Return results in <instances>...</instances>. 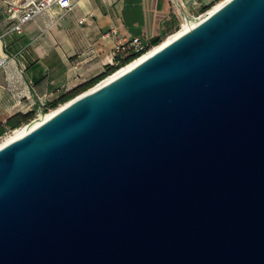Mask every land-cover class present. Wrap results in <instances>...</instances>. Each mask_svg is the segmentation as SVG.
I'll return each instance as SVG.
<instances>
[{
  "label": "water",
  "instance_id": "1",
  "mask_svg": "<svg viewBox=\"0 0 264 264\" xmlns=\"http://www.w3.org/2000/svg\"><path fill=\"white\" fill-rule=\"evenodd\" d=\"M187 19L0 147V264H264V0Z\"/></svg>",
  "mask_w": 264,
  "mask_h": 264
},
{
  "label": "crops",
  "instance_id": "2",
  "mask_svg": "<svg viewBox=\"0 0 264 264\" xmlns=\"http://www.w3.org/2000/svg\"><path fill=\"white\" fill-rule=\"evenodd\" d=\"M0 0V122L45 103L103 72L114 61L116 36L148 43L176 30L187 17L214 0H75L57 5L12 30ZM115 29L116 36L107 35Z\"/></svg>",
  "mask_w": 264,
  "mask_h": 264
},
{
  "label": "built area",
  "instance_id": "3",
  "mask_svg": "<svg viewBox=\"0 0 264 264\" xmlns=\"http://www.w3.org/2000/svg\"><path fill=\"white\" fill-rule=\"evenodd\" d=\"M74 1L75 0H19L16 2L7 1L6 12L8 13L12 23V30L18 34H22L23 33L22 26L25 22L34 19L38 15L47 12L52 5H57L62 10L71 9L74 4ZM200 16L202 15H199V17ZM106 34L116 36V31L115 29H112ZM116 40L117 42L115 46L114 55H117L118 53L122 52L125 48L130 50L129 54L132 55L136 53L143 54L149 48V47L147 48L146 46L147 43L142 42L141 39L136 36L131 37L130 39H125L120 36H116ZM6 61H7V56L3 55V53L0 50V67H3ZM37 118H40V115H38ZM37 118H34L33 120H36Z\"/></svg>",
  "mask_w": 264,
  "mask_h": 264
},
{
  "label": "trees",
  "instance_id": "4",
  "mask_svg": "<svg viewBox=\"0 0 264 264\" xmlns=\"http://www.w3.org/2000/svg\"><path fill=\"white\" fill-rule=\"evenodd\" d=\"M207 8L208 7H204L203 10H206ZM161 38L162 37L157 36V37H154L153 39H151V41L146 44L147 48L150 47L151 45H155V44L159 43ZM125 50H129V49L125 48L122 52H124ZM122 52L115 55V57H114L115 61L119 60V57H120ZM140 54L141 53H136L134 55L129 54L126 57V59L124 61H122L118 66L117 65H106L103 72H101L98 75L90 78L89 80L85 81L84 83L74 87L73 89L67 91L66 93H63L57 99L50 101V102H47L48 104L45 103V106L49 105L51 107H55L59 103L70 100L71 98H73L77 94L91 88L93 85H95L101 79H103L105 76H107L110 73H113L120 66L125 65V63L131 61L135 57H138ZM34 113H35V111H29V112H25V113L18 112V113H15V114L9 116L4 122H0V136H2L7 131L8 128L14 129V128L19 127L22 123L28 122L30 119H32L34 117Z\"/></svg>",
  "mask_w": 264,
  "mask_h": 264
},
{
  "label": "bare ground",
  "instance_id": "5",
  "mask_svg": "<svg viewBox=\"0 0 264 264\" xmlns=\"http://www.w3.org/2000/svg\"><path fill=\"white\" fill-rule=\"evenodd\" d=\"M224 1H226V0H221L212 9H214L218 5L222 4ZM195 22H196V20L186 19V21L181 24L180 29H178L177 31L171 33L165 39H163L159 44L154 45L153 47L149 48L146 52H144L143 54L139 55L135 59H133V60L129 61L128 63H126L125 65L119 67L116 71H114L113 73L108 75L105 79H103L102 82L117 76L118 74L122 73L123 71H125V70L129 69L130 67L134 66L135 64L139 63L141 60H143L144 58H146L147 56L152 54L154 51H156L162 45H164L165 43L170 41L172 38L177 36L179 33L189 29L193 24H195ZM62 106H63V104L61 106H59V107H56L54 109L49 110V112H46L45 114L40 115V118H37L36 120L31 121L29 124L26 123L24 125H21V126H19L17 128H14V129L10 130V132L6 133L0 139V147L5 145L6 143L12 141L13 139H16V138L20 137L21 135L26 133L29 129H31L32 127L36 126L37 124H39L41 121L45 120L46 118L50 117L52 114H54L56 111H58Z\"/></svg>",
  "mask_w": 264,
  "mask_h": 264
},
{
  "label": "rangeland",
  "instance_id": "6",
  "mask_svg": "<svg viewBox=\"0 0 264 264\" xmlns=\"http://www.w3.org/2000/svg\"><path fill=\"white\" fill-rule=\"evenodd\" d=\"M221 0H214V1H212L211 3H209L208 5H206L205 7H208L206 10H203V8H200L198 11H196V12H194V14H193V16L194 17H199V15H205L206 13H207V11H209V10H211L218 2H220ZM201 17V16H200ZM183 23V22H182ZM180 27L181 26H179L176 30H174L173 32H175V31H177L178 29H180ZM172 32V33H173ZM171 34V33H170ZM170 34H168V35H170ZM168 35H165L164 37H162L161 38V40H160V42L163 40V39H165ZM159 42V43H160ZM159 43H157V44H159ZM157 44H155V45H157ZM154 45H151L149 48H151V47H153ZM148 48V49H149ZM129 53H130V51L129 50H125L124 52H122L121 53V55H120V57H119V60H117V61H115V59H114V61H113V63L111 64V65H119L122 61H124L125 59H126V57L129 55ZM128 63V62H127ZM111 74V73H110ZM110 74H108V75H110ZM107 75V76H108ZM107 76H105L103 79H105ZM103 79H101V80H103ZM100 80V81H101ZM99 81V82H100ZM98 83V82H97ZM96 83V84H97ZM95 84V85H96ZM94 86V85H93ZM92 86V87H93ZM65 102H67V101H65ZM65 102H62V103H59L58 105H56L55 107H51V106H49V105H44V106H42V107H40V108H38L36 111H35V113H34V117L32 118V119H30L28 122H31L34 118H37L38 117V115H42V114H45L46 112H49V110H51V109H54V108H56V107H59V106H61L62 104H64ZM46 104H48V103H46ZM28 122H26V123H28ZM26 123H22L21 125H24V124H26ZM20 125V126H21ZM10 130H12V129H7V131L2 135V136H0V139L6 134V133H8V132H10Z\"/></svg>",
  "mask_w": 264,
  "mask_h": 264
}]
</instances>
